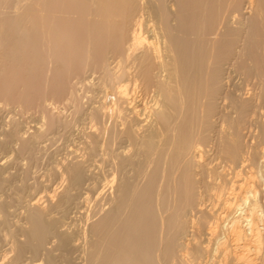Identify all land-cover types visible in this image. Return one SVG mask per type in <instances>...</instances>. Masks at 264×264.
<instances>
[{"label": "bare ground", "instance_id": "6f19581e", "mask_svg": "<svg viewBox=\"0 0 264 264\" xmlns=\"http://www.w3.org/2000/svg\"><path fill=\"white\" fill-rule=\"evenodd\" d=\"M0 264H264V0H0Z\"/></svg>", "mask_w": 264, "mask_h": 264}]
</instances>
